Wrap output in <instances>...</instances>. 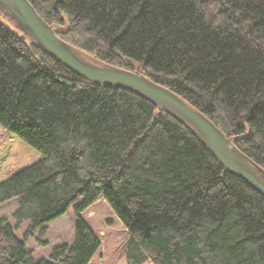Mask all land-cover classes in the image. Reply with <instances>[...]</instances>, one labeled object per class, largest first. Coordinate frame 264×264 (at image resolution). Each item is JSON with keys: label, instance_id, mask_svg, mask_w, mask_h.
<instances>
[{"label": "trees", "instance_id": "obj_1", "mask_svg": "<svg viewBox=\"0 0 264 264\" xmlns=\"http://www.w3.org/2000/svg\"><path fill=\"white\" fill-rule=\"evenodd\" d=\"M30 1L67 25L63 40L172 89L264 167V0ZM17 29L0 18V205L18 199L15 225L0 218V264H89L101 241L82 212L100 198L128 230L130 264H264V196L177 119ZM71 206L74 242L35 260L26 239Z\"/></svg>", "mask_w": 264, "mask_h": 264}, {"label": "water", "instance_id": "obj_2", "mask_svg": "<svg viewBox=\"0 0 264 264\" xmlns=\"http://www.w3.org/2000/svg\"><path fill=\"white\" fill-rule=\"evenodd\" d=\"M28 43L42 50L72 73L110 88L129 90L181 122L208 149L225 171L243 180L264 196V167L245 154L207 115L172 89L139 71L129 70L93 57L63 40L61 28L49 24L30 0H0Z\"/></svg>", "mask_w": 264, "mask_h": 264}, {"label": "rangeland", "instance_id": "obj_3", "mask_svg": "<svg viewBox=\"0 0 264 264\" xmlns=\"http://www.w3.org/2000/svg\"><path fill=\"white\" fill-rule=\"evenodd\" d=\"M4 11L3 13L0 11V18L15 28L17 24L5 9ZM6 14L7 16H5ZM51 24H55L61 29L67 26L66 24L62 26L56 23ZM17 30L20 31L19 28ZM87 53L90 54L89 52ZM90 55L96 57L92 54ZM7 137L8 133L0 127V146ZM17 207L18 199H13L0 205V218L4 217L12 225H15L12 215ZM82 216L101 241L100 249L89 264H130L127 258V248L130 237L128 230L117 218L108 202L104 198L98 199L94 204L82 212ZM75 220L76 214L71 206L65 214L45 225L47 230L45 234L42 235L40 233L41 227L36 229L33 235L26 239V246L28 250L32 252L34 259L40 260L44 258L49 260L54 247L63 243L72 244L75 239ZM28 226L29 222L25 221L20 228L16 230L18 238L24 239V233ZM143 264L154 263L147 260Z\"/></svg>", "mask_w": 264, "mask_h": 264}]
</instances>
